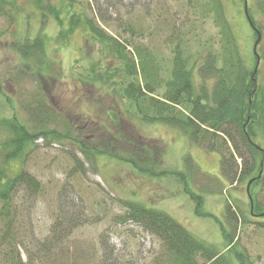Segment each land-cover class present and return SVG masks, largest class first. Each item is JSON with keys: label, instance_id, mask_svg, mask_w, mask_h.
<instances>
[{"label": "rangeland", "instance_id": "374dc122", "mask_svg": "<svg viewBox=\"0 0 264 264\" xmlns=\"http://www.w3.org/2000/svg\"><path fill=\"white\" fill-rule=\"evenodd\" d=\"M3 1L0 181L3 175L21 169L40 183V190L34 195L20 189L13 197L22 260H27L26 248L35 264H170L159 239L137 223L124 220L129 200L167 213L194 238L219 252L227 249L221 226L226 204L232 203L245 221L229 230L233 242L231 251L224 255L230 264H240L237 254L250 264H264V224H259L264 223V217L253 216L257 212L250 211V202L264 195L262 183H254L248 193V181L230 187L220 176L217 153L203 151L175 128L140 121L134 106L120 97L130 78L114 68V61L83 27H76L64 44L57 38L58 24L52 16L42 20L35 0H15L14 4ZM187 1L70 0L84 8L85 14L94 18L108 35L146 48L157 60L164 78L177 42L173 33L180 32V38L186 39L194 51L193 59L203 57L208 39H217L218 29L212 17H204ZM260 1L247 0V12L260 29L256 52L263 58L259 59L257 77L259 83H264V20ZM220 2L244 61L252 67L255 37L244 15L243 0ZM127 25L135 31L133 40H129ZM32 42L38 46L37 49L34 43L37 55L26 59L21 49ZM92 69L111 85L93 79ZM107 74H112L111 79L106 78ZM160 93L158 90L157 94ZM12 119L38 137L26 144L16 158L5 159L4 155L13 149L4 145L12 137ZM124 123L141 136L162 142L163 161L154 165L157 162L152 159L149 166L154 173L164 172L163 175L139 174L131 165L103 155L107 152L118 156L124 153L119 147L132 142L123 130ZM257 141L264 148V138ZM81 147L88 152L87 158ZM92 151H100L101 155H91ZM187 156L192 167L184 161ZM260 165L261 171L264 164ZM258 174L256 171L253 176L257 178ZM188 193L202 197L199 209L205 215L196 214L198 201ZM70 218L74 224L71 229L64 227L68 233L65 237L52 234L57 233L55 221L66 220L67 225ZM35 244L46 245L43 258L35 255ZM196 260L204 263L200 254Z\"/></svg>", "mask_w": 264, "mask_h": 264}, {"label": "trees", "instance_id": "16d2710c", "mask_svg": "<svg viewBox=\"0 0 264 264\" xmlns=\"http://www.w3.org/2000/svg\"><path fill=\"white\" fill-rule=\"evenodd\" d=\"M14 2L15 0H10L9 3ZM187 2L204 17H212L218 29L217 39H208L206 47L203 48V57L197 56L193 59L194 51L188 46L186 39L180 38V32L173 33L177 42L172 50L165 78L161 75L157 60L146 48L108 35L95 23L94 18L85 14L84 8L72 4L70 0H57L56 4L52 0H35V5L42 20L52 16L58 24L59 41L66 44L71 32L76 27H83L91 39L100 45L106 56L114 61V68L121 70L124 77L130 78L120 97L134 106L140 121L162 123L175 128L203 151L217 153L220 175L228 184L237 185L253 178L250 187L256 182H261L264 187V168L261 170V179H255L253 176L256 171L260 172V164H264V148L257 141L259 137L264 138V83L258 81L259 69L254 72L255 62L252 67L245 63L233 30L224 16L220 0ZM259 8L264 20V0L260 1ZM248 15L252 28L260 32L256 20L250 13ZM126 30L130 33L129 40H133L135 31L130 25L126 26ZM254 37L256 39L255 32ZM34 43L21 49L24 58L37 55L35 49L37 45L35 43L34 46ZM36 48L38 49V46ZM36 60L40 62V57L37 56ZM106 69L109 70L108 67ZM91 73L93 79L102 81L107 86L111 85L93 69ZM111 77L112 74L106 78ZM158 90H161L160 94H157ZM10 123L12 137L4 145L5 147L11 145L13 149L4 155L5 159L16 158L26 144L31 143L34 137H38L31 134L17 119H12ZM123 130L132 140L127 143V138L124 137L127 145L119 147L124 153L115 156L103 152V155L131 165L139 174H148L150 177L163 175L164 172L154 173L149 166L152 159L153 162H157L153 163L154 165L162 161L165 148L161 141L141 136L128 123H124ZM113 142L111 139V143ZM85 150L83 147L80 148L81 153L87 158L89 155ZM96 152L97 155H101L100 151ZM96 152L89 153L95 155ZM184 161L187 167H192L189 156L185 157ZM2 178L0 264H35V258L26 248L27 260L23 261L21 258L19 246H22V241L15 229L16 208L13 197L20 189L28 191L30 196L34 195L40 190V183L21 169L15 174L3 175ZM188 194L192 200L198 201L195 207L196 214L205 215L206 213L199 209L202 197L193 193ZM125 205L128 213L124 220L137 223L143 230L159 239L170 264H199L196 260L199 254L204 260L203 264H230L224 255L231 251L233 242L229 230L236 229L237 225L245 221L242 213H238L233 205L226 204L221 232L227 249L219 252L214 246L194 238L182 224L167 213L129 200ZM252 205V213L253 211L257 213L251 214L264 217V195L261 199L253 200ZM65 221L61 219L54 223L57 233L52 234L61 239L68 234L64 227L71 229L74 224L72 218L67 221V225ZM58 228L63 230L58 231ZM34 248L37 258H43L46 245L35 244ZM235 257L240 264H250L242 259L240 254Z\"/></svg>", "mask_w": 264, "mask_h": 264}, {"label": "water", "instance_id": "95a60500", "mask_svg": "<svg viewBox=\"0 0 264 264\" xmlns=\"http://www.w3.org/2000/svg\"><path fill=\"white\" fill-rule=\"evenodd\" d=\"M243 6H244V12H245V15L247 16V18H248V15H247V3H246V0H244V4H243ZM249 19V18H248ZM259 39H260V35H259V33L257 32V39H256V41L254 42V45H253V53L255 54V56H256V65H255V69L257 68V66H258V63H259V57L257 56V54H256V46H257V44H258V42H259ZM260 176V174H258V176H257V178ZM254 179H251L249 182H248V184H247V187H246V190L248 191V188H249V186H250V184H251V182L253 181Z\"/></svg>", "mask_w": 264, "mask_h": 264}]
</instances>
